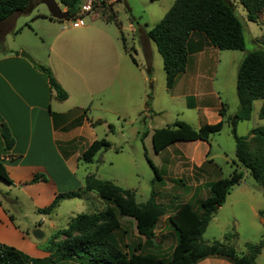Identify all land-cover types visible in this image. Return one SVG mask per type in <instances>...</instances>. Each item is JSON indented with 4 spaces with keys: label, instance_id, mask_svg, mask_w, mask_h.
Returning <instances> with one entry per match:
<instances>
[{
    "label": "rangeland",
    "instance_id": "rangeland-1",
    "mask_svg": "<svg viewBox=\"0 0 264 264\" xmlns=\"http://www.w3.org/2000/svg\"><path fill=\"white\" fill-rule=\"evenodd\" d=\"M173 2L174 0H106L96 6L97 13H85L79 18L83 25L93 24L101 34L106 33L107 35L105 42L101 40V43H94L95 46L89 50L91 59L86 65L89 71L86 78L81 80L83 94L88 98H85L81 106L83 110H77L76 113H83L86 110L88 120L92 121L94 125L91 131L84 132L80 146L91 139L105 138L110 143V147L105 151H99L92 163H84L79 157L77 173L82 175L84 171H87L95 174L99 180H108L123 188L131 189L134 191L137 203L145 202L150 196L151 190L154 192L155 201L165 209V213L158 219L154 230L155 237L152 241L146 242L143 236L138 235L133 218L122 216L117 212L119 225L109 234V240L126 254L136 252L163 260L170 259L173 247L177 242L176 233L168 216L172 215L180 204L187 200L193 191V183L186 174L188 163L179 157L181 163H178L177 167L178 170L182 167L183 174H170L164 166L159 167L160 159L167 151L161 150L159 153H155L151 137L148 136L144 139L145 135L141 136L144 131L147 135L148 131L171 126L172 122L176 120L193 123L195 113L186 108L183 96L172 95L170 89L166 87L163 63L154 44L153 48L159 58H157L159 63L155 62L151 75L148 76V80L152 81H147L146 85L147 97L150 98L153 109L158 113L153 117L155 112L147 109L149 104L147 100L144 105H138L139 97L142 95V74L147 73L144 61L145 50L141 46L139 29L138 32L131 31L129 22L133 18L136 29L144 28V23H147L148 27H152L163 17ZM235 4L237 14L240 18H245H241L245 48L232 52L244 54V52L257 48L255 37L260 29H264V14L261 15L258 23L248 21L242 5L237 0ZM38 8L40 11H47L43 5ZM113 12L119 25L111 17ZM32 13H37V8H33ZM26 17L28 14L19 15L17 27L23 23L22 19ZM75 20L70 19L67 24L77 23ZM38 22H42L39 27L47 29L46 24L48 23ZM32 25L34 26L35 23ZM52 31V28L48 29V32ZM40 37L41 34L36 28L21 34H13L12 31L5 32L0 40V52L19 47L21 43H32L27 49L35 51V46H40L39 48H43V54L46 56L47 46H41ZM46 42V45H49L50 42L47 40ZM218 50L223 53V50ZM20 51L26 52L23 48ZM212 67L213 70L217 69L215 85L222 88V91L225 89L221 97L226 103L222 101L221 107L225 111L226 107L232 109L238 103V99L235 89L232 91L227 88L228 72L231 66L221 56L219 67ZM236 71L234 68L233 77L235 76V80ZM217 102L216 97H211L198 103ZM260 105L261 100H255L251 117L237 124L236 133L238 135H247L252 128L264 126V119L258 117ZM143 109L146 110V113H151L150 117L153 119L149 120L150 117ZM73 116L75 114L71 113L70 117ZM76 118L78 120L74 121L76 122L74 125L79 124L83 116L79 115ZM108 124L113 125V131L108 129ZM210 138L213 153L220 155L219 151L222 149L225 152L234 153L233 158L236 160L235 144L230 126L223 123L221 130L211 135ZM146 158L150 159L159 169L160 179L152 181L154 173ZM216 160L222 163V158ZM235 160L233 163L236 165H232V170L234 168L237 171L242 170L243 178L239 184L230 189L229 196L209 221L202 235V241L209 245L217 241L233 247L238 254H246L247 243L257 244L260 240H264V197L248 170L236 163ZM229 175L225 167L220 178ZM7 187L9 188L8 183L0 178V200L12 214L18 226L24 230L29 240L36 244V248L38 250L46 249L44 251L47 255L42 261L47 262L46 264H82V260L76 259L75 261L72 257L66 256L56 249L57 244L65 239L61 232L67 228L72 217L78 214L99 212L106 209L108 203L101 199L95 191H88L79 198L64 199L51 212L42 213L39 212V209L47 205L36 208L31 199L24 195L20 189L11 188L9 191ZM201 189L202 186H200ZM200 190L196 189L194 199L188 202L193 204V208L196 210H198L200 201L196 196L200 194ZM14 197H17V201L11 202L10 198ZM256 210L259 212L256 213ZM261 210L263 213L260 214ZM35 228H38L42 233L40 238L33 235ZM212 258L216 257L209 256L195 264H209L207 261ZM254 264H264V248L256 257Z\"/></svg>",
    "mask_w": 264,
    "mask_h": 264
},
{
    "label": "crops",
    "instance_id": "crops-1",
    "mask_svg": "<svg viewBox=\"0 0 264 264\" xmlns=\"http://www.w3.org/2000/svg\"><path fill=\"white\" fill-rule=\"evenodd\" d=\"M235 1L232 0L237 8ZM57 3L61 10H65L59 0ZM40 5H43L40 0H33L29 11L14 13L9 18L0 21V35L3 36L8 31L21 34L36 28L41 34V46H47L46 56L43 54V48H39L40 46H35V51L27 49L32 43H21L19 47L0 52V115L14 138L12 149L5 151L0 136V161L6 167L12 181L8 184V190L20 189L31 199L36 208L50 204L57 193L77 190L84 185V177L89 172L84 171L82 175H78V158L95 139L87 141L82 146H80V141L85 131L93 129L94 123L88 120L86 110L83 113H76V111L83 110L81 106L87 97L83 94L81 80L86 78L89 71L86 65L91 57L88 52L95 46L94 43H101V40L105 42L107 39L106 33L101 34L93 24L83 25L79 18L75 20L77 23L72 25L67 24L70 19L49 18L48 11L39 10ZM33 8H37V13H32ZM91 12L97 13L98 11L94 9ZM21 14H28V17L22 19L23 23L17 27ZM38 21L48 23L46 24L47 29L39 27L42 22ZM32 23L35 25L33 26ZM143 27L136 29L133 22H129L131 31H139L141 46L145 50L144 61L147 73L142 74V95L139 97L138 105H144L147 100L149 104L146 107L149 111L155 112L154 117L158 112L153 109L152 102L147 97L146 82L152 81L148 80V76L151 75L158 56L153 48L154 42L146 35L151 27H148L147 23H144ZM50 28L52 32H48ZM262 33L264 29H260L255 39L259 38ZM122 39L124 41V37ZM46 40L50 42L49 45H46ZM57 42L58 45L55 47ZM21 48L28 52L37 64L50 68L54 78L68 93V99L57 101L50 95L47 75L37 69L36 65L28 59L20 56ZM187 49L189 54L186 68L177 75L174 85L170 88L171 94L183 96L186 108L194 111L195 119L193 123H190L193 128L197 129L205 123L213 124L220 120L229 126L227 117L236 112L238 103L232 109L226 107L224 116L219 114L222 101L226 103L221 97L225 89L222 91V88L215 85L217 69L213 70L212 66L219 67L221 56L226 60L231 66L228 72L227 88L236 91L233 72L234 68L237 70L245 52L234 54L232 52L234 50H223L222 53L210 45L201 33L197 32L189 36ZM211 97H216L218 102L198 103ZM143 111L146 113V110L143 109ZM71 113L75 116L70 117ZM79 115L83 116V119L79 124L74 125ZM146 115L150 117L151 113H146ZM151 119L153 118L150 117L149 120ZM152 133L153 130L148 131L146 135L144 131L142 135L143 137L145 135L144 139H146L148 136L151 137ZM211 141V138L208 141H178L163 149L167 152L160 159L159 167L164 166L170 174L182 173V167H179L180 170L177 167V164L181 163L179 157L189 164L186 174L191 178L193 191L185 202L194 199L196 189L200 190V186L202 189L196 198L205 199L208 196V184L219 179L225 167L229 175L232 165H236L233 163L234 153L231 154L222 149L219 151L220 155L213 153ZM177 152L181 153V156ZM217 158H222V163L217 161ZM35 174L43 175L45 180L38 179L32 182ZM228 196L229 194L226 198ZM10 201H17V197L10 198ZM255 212L258 213L259 210ZM10 215L12 216L0 200V243L13 246L30 257L38 259L46 257V252L36 248V244L29 240L15 219H10ZM207 262L209 264H231L218 257Z\"/></svg>",
    "mask_w": 264,
    "mask_h": 264
},
{
    "label": "trees",
    "instance_id": "trees-1",
    "mask_svg": "<svg viewBox=\"0 0 264 264\" xmlns=\"http://www.w3.org/2000/svg\"><path fill=\"white\" fill-rule=\"evenodd\" d=\"M32 1L0 0V21L14 13L29 11ZM237 1L244 8L246 19L258 23L264 12V0ZM59 2L68 12L66 19H77L86 13H80L82 0H59ZM47 16L52 18L50 15ZM111 17L115 20L114 12ZM194 32L201 33L210 45L221 50L245 48L242 19L237 14L232 0H174L163 17L146 32L162 58L168 89L172 88L177 75L186 68L189 54L187 41ZM255 41L257 48L247 51L237 66L238 107L232 116L227 117V122L234 139L236 163L248 170L264 197V126L252 128L247 135L236 133L237 124L250 118L255 100H261L258 117L264 119V33ZM36 68L47 75L50 95L54 99L57 101L68 99V93L54 78L49 67L37 64ZM219 114L224 116L223 108L219 110ZM223 122L220 120L213 124L205 123L195 129L185 121L176 120L171 126L160 127L153 131L151 135L153 151L159 153L168 145L178 141H208L211 135L221 130ZM107 126L113 131L112 124ZM0 136L3 149L10 151L14 145V138L1 115ZM109 147L110 143L105 138L95 139L81 153L80 159L84 163H92L99 151H105ZM8 157L11 158L12 155ZM146 159L154 173L152 181L160 179L159 169L150 159ZM0 178L8 184L12 183L1 161ZM242 178L243 171L234 168L228 177H221L208 185V196L199 201L198 210L193 208V204L186 202L180 204L177 210L168 216L177 236L169 260L136 252L126 254L109 240V234L119 225L117 212L122 216L133 218L138 235L143 236L146 242L152 241L158 219L165 213V209L155 201L152 190L145 202L137 203L133 190L108 180H99L95 174L89 173L84 177L82 187L57 193L52 202L39 209V212L49 213L64 199L79 198L88 191H95L108 203L106 209L99 212L72 217L67 228L61 232L65 239L57 244L56 249L75 261L82 260V264H195L209 256L225 259L231 264H254L256 257L264 248V240H260L257 244L247 243L246 254H238L233 247L217 241L211 245L202 241V235L209 221L225 202L230 189L239 184ZM38 179L45 180V177L35 174L31 181L35 182ZM10 219H13L11 215ZM42 260L30 257L13 246L0 243V264L47 263Z\"/></svg>",
    "mask_w": 264,
    "mask_h": 264
},
{
    "label": "water",
    "instance_id": "water-1",
    "mask_svg": "<svg viewBox=\"0 0 264 264\" xmlns=\"http://www.w3.org/2000/svg\"><path fill=\"white\" fill-rule=\"evenodd\" d=\"M40 3L46 7L50 17L58 19V20H64L68 18V12L65 10H61L58 3L55 0H40ZM19 54L20 56L28 59L32 64L37 65V63L34 61L31 55L28 54L27 52L20 51ZM33 235L36 238H40L42 236V233L39 231L38 228H35L33 230Z\"/></svg>",
    "mask_w": 264,
    "mask_h": 264
},
{
    "label": "built area",
    "instance_id": "built-area-1",
    "mask_svg": "<svg viewBox=\"0 0 264 264\" xmlns=\"http://www.w3.org/2000/svg\"><path fill=\"white\" fill-rule=\"evenodd\" d=\"M106 0H82V5L80 9V13L91 12L96 9V6L100 4V2H105Z\"/></svg>",
    "mask_w": 264,
    "mask_h": 264
}]
</instances>
